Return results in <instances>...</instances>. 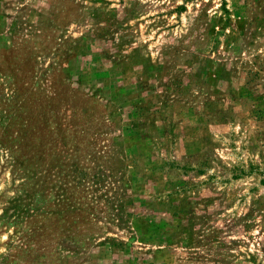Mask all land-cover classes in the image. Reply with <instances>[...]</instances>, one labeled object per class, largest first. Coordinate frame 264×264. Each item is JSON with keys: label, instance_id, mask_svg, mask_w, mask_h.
<instances>
[{"label": "rangeland", "instance_id": "374dc122", "mask_svg": "<svg viewBox=\"0 0 264 264\" xmlns=\"http://www.w3.org/2000/svg\"><path fill=\"white\" fill-rule=\"evenodd\" d=\"M0 264H264V0H0Z\"/></svg>", "mask_w": 264, "mask_h": 264}]
</instances>
